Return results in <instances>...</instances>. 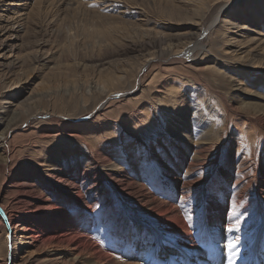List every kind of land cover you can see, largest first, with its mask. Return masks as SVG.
Masks as SVG:
<instances>
[{"label": "rangeland", "instance_id": "374dc122", "mask_svg": "<svg viewBox=\"0 0 264 264\" xmlns=\"http://www.w3.org/2000/svg\"><path fill=\"white\" fill-rule=\"evenodd\" d=\"M48 2L30 12L21 62L0 66V206L34 230L77 228L89 249L36 244L16 264L92 263V252L115 245L118 223L150 230L166 248L160 209L189 212L200 200L203 212L217 183L256 195L250 230L264 238V0H80L68 12ZM225 6L249 27L212 25ZM6 26L0 19L1 40ZM41 39L49 43L36 49ZM22 79L31 97L5 119L15 97L7 82ZM7 229L0 214L1 264L12 251ZM118 247L115 264H139ZM166 249L158 258L169 260Z\"/></svg>", "mask_w": 264, "mask_h": 264}, {"label": "bare ground", "instance_id": "6f19581e", "mask_svg": "<svg viewBox=\"0 0 264 264\" xmlns=\"http://www.w3.org/2000/svg\"><path fill=\"white\" fill-rule=\"evenodd\" d=\"M3 1L4 2L2 5L4 8L0 10L1 11L0 12V19L5 18V20L7 22V26H6V30H5L7 35L5 34L6 35L5 39H2V40L0 39V53L3 50H7L8 53H10V55L8 58L3 60L2 58H4L6 55L0 54V66L5 65V66L10 68L11 66L18 65L21 62V60H20L21 57H19L20 54L18 55L16 53H18L17 49L20 48L18 43L20 40L23 39L22 38V31L24 30V28H26V23L32 19V18H30L31 17V13H30L31 10H32V13L34 10V12L36 14L44 12V11L46 12V11H48L46 9H49L48 6L50 4H49L48 0H25L22 3H19L20 0H12V1L3 0ZM53 1H55V2H53L51 4V6L55 5V7H57V9H59L61 11L63 10L64 12H68L70 10L76 9L81 5V3L79 2L80 0H53ZM44 5H47V6L45 7ZM95 7H97V6H95ZM203 7L201 9H203ZM199 8L197 6L196 9L198 10ZM225 13H227V15L230 16V18H231V15L232 16L234 15V18H231V19L223 18V17H226V16H223ZM237 13H239V12H237ZM237 13L230 11L225 6L220 10L219 14L217 15V17L213 21L212 25H216L219 22L224 21V25H226L225 23H227V24H230L231 26H235V27H239V28H243V29L246 27H249L246 25L245 20H244L247 18H243L240 15H238ZM41 14H44V13H41ZM94 14H96V13H94ZM255 14L256 15H259V14L262 15V13L258 10V8L255 10ZM39 16L40 15H38L37 17H39ZM196 16H197V14H196ZM200 16H201V14H200ZM193 18H191V19H193ZM197 18H199V17H197ZM1 21H3V20H1ZM192 24H194V23H192ZM231 26H230V28H231ZM1 27H2V25H1ZM226 27H228V26H226ZM256 30H258V29L255 28V31ZM259 31H257V32H259ZM206 32H208V31H205V30L201 31L199 36L204 35V33H206ZM230 32H228V33H230ZM225 33H227V32H225ZM259 34H261V33H259ZM229 38H230V36H229ZM250 38H251V36H250ZM11 40H13V43L10 42ZM23 43H24V41H23ZM35 43L37 44L36 49L37 48L42 49L44 46H47V43H49V42L46 40H42V41H38V43L37 42H35ZM21 49H22V46H21ZM169 52H171V51H169ZM166 53H167V51H166ZM173 53H175V52H173ZM181 53H183V52H181ZM188 53H189V51H188ZM35 54L37 55V58L38 57H44L46 55V54H43L44 56H41L40 54H38L36 52H35ZM36 55H34V57ZM47 55L44 58H46ZM184 55L187 56L186 52ZM45 60H43V62ZM119 80H121V79H119ZM97 81H99V82H97ZM93 83L99 84L100 80H96ZM112 83H114V82H112ZM89 84H91V83L86 82L85 84L82 83L81 85L85 86V85H89ZM105 84H103V85H105ZM31 85L32 84L28 79H22L18 82H7V90L9 92L14 93L15 97H12V98H10V100H7L5 102V103L9 104V106L8 105H7V107L2 106V108H3L2 112H4L3 117H6L5 119H7V117L10 115L16 116L18 114V112H21V107H22L23 103L25 102V100L27 98L29 99L31 97V94H32V93H30V91L32 90ZM105 86H104V88H105ZM3 88H5V87H3ZM17 91H19V92L17 93ZM103 91L104 90H102V92ZM104 93L105 92H103V94ZM28 94H30V95H28ZM3 95H4V93H3ZM34 103H37V102H34ZM31 106H33V105H31ZM31 108H33V107H31ZM35 110H37V109H35ZM260 110H261V108H260ZM32 114H35V113L32 112ZM21 116H23V115L21 114ZM26 119H28V118H26ZM29 119H30V117H29ZM6 126H7V124H6ZM5 128H7V127H5ZM0 139H2V135H1ZM0 143L4 145V142L2 143V140L0 141ZM3 145H1V146H3ZM111 145H113V143L106 144L107 147H109ZM2 154H4V152ZM8 155L9 154H7V155L4 154V156H8ZM0 156H3V155H0ZM1 159H3V162H4V158L1 157ZM224 174L228 177V175L226 173H224ZM229 179L230 180L233 179V176H230ZM234 182H235V180H234ZM243 197L244 198L246 197V198L239 205V207L241 206V208L239 209L238 204H239V201H241L240 199H243ZM19 200L20 199H18V201ZM199 202H200V200L197 203L200 204ZM20 203H21V201H20ZM196 204H195V206L188 208V209H190L189 212L185 211V210H187L186 208H180V207L175 208V206L174 207L173 206L172 207H166L163 210L160 209V212L162 213L161 214L162 219H161L160 223L162 226L161 228H163V237H164V240L167 242V244L165 243V245H166V248L168 250L164 246L160 247L157 244L152 243L153 241L151 239H153L154 235H152V232L150 230L146 231L143 229H138L133 225L134 223L131 224L130 226H128V225L126 226V225H122V224L118 223L116 225L117 234L112 235V239H111L113 244H115V245L111 246L105 250L100 249V250H95V252H92V254L94 253L93 254L94 256L92 255L94 259L91 258L88 261L91 262L92 259L94 261H92V263H89V264H96V263L115 264L112 255H113V253L119 252V251L116 252L114 249L119 248L118 246L121 244H124V246H127L126 252H127L128 257H130V258L132 256L137 257L136 259L137 260L139 259V264H264V238L262 236H260L259 238L255 237L254 232L250 230L252 228L253 219L257 216L256 213L258 211H260V206H259V204H257L256 195H254V196L250 195V193H248V192H244L243 195L236 192V194L233 195L230 187L222 186L221 184L217 183L216 189L213 190L211 192V194L208 196V200L206 202V206H205L203 212L202 211L196 212L198 207H199ZM235 205L238 207V208H236L238 210H236V209L234 210ZM28 206H30V204ZM227 208L229 209L228 213H227ZM21 210H23V209L21 208ZM34 210L36 211L37 209L34 208ZM153 211H155V210H153ZM252 211H255V213H253ZM249 212L250 213L252 212L254 215L250 214ZM26 214H29V213L27 212ZM5 215H6V218L8 221V225H9L8 226L6 224L7 228H8L7 233L8 232L10 233V235H9L10 239L12 236V239L10 241L11 245H12V248H11L12 251H10L11 252V259L9 260L8 264H16L17 263L18 259L20 258L19 251L22 250L23 247H29V246L36 245V244H43L44 245L47 243H55V244L56 243H59V244L67 243L70 246L72 245V247L75 251L81 252V251H85V250L87 251L89 249V244H87V242L83 241L82 238H79L78 236H76V233L78 232L77 228L71 227V228H68L66 230H62L61 228L59 229V227H62V228L64 227L62 224V225H57L54 227L46 228V231H44L45 229H40V230L35 229L34 230V228L32 227V226H35L34 224H30V223L25 224V223H21V222L20 223H13L12 221L9 220L10 217H8V214L5 213ZM105 227L106 226H104V228ZM123 231L127 234L123 235L124 234V233H122ZM6 242H7L6 244L9 243V238H7ZM137 246L138 247L142 246L141 258L138 257L140 250L137 248ZM92 247H94V246H92ZM170 247H171V249H170ZM162 248L166 249L165 252L168 253L169 260H167L168 258H165V259L158 258V255H161L160 253L163 252ZM134 251L136 253H134ZM170 251H175V252L173 253ZM90 252H91V250H90ZM82 253L84 254V252H81V254ZM119 253H121V252H119ZM8 254H9V252H8ZM58 254H61V253H58ZM77 255H80V254L78 253ZM22 260H24V259H22Z\"/></svg>", "mask_w": 264, "mask_h": 264}, {"label": "water", "instance_id": "95a60500", "mask_svg": "<svg viewBox=\"0 0 264 264\" xmlns=\"http://www.w3.org/2000/svg\"><path fill=\"white\" fill-rule=\"evenodd\" d=\"M0 214L3 217L4 221L6 222V224L8 225V221H7L6 215H5V213H4V211H3V209L1 207H0ZM8 258H9V260L11 259V252H9Z\"/></svg>", "mask_w": 264, "mask_h": 264}]
</instances>
